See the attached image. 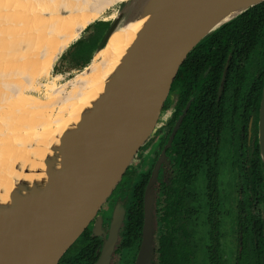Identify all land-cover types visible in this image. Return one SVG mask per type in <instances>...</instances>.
I'll return each mask as SVG.
<instances>
[{"label":"water","instance_id":"1","mask_svg":"<svg viewBox=\"0 0 264 264\" xmlns=\"http://www.w3.org/2000/svg\"><path fill=\"white\" fill-rule=\"evenodd\" d=\"M262 2H120V9L103 34L102 46L92 53L85 67L120 26L137 17L144 21L101 90L80 112L70 133L50 147L49 154H44L40 169V175L44 176L32 177L30 183L14 184L0 202V264H58L95 219L138 150L149 139L172 81L190 52L220 26ZM256 132L258 154L264 167V75ZM156 172L157 165L143 196L141 237L134 264H151L154 225L149 187ZM121 221L122 212L113 213L94 264L109 263ZM99 223L96 218L91 228L97 235Z\"/></svg>","mask_w":264,"mask_h":264},{"label":"flooded vegetation","instance_id":"2","mask_svg":"<svg viewBox=\"0 0 264 264\" xmlns=\"http://www.w3.org/2000/svg\"><path fill=\"white\" fill-rule=\"evenodd\" d=\"M205 45V48H194L188 61L178 69L160 118L149 139L137 152L139 163L149 162L133 182L140 183L141 176L149 172L142 188V214L143 196L157 165L155 180L149 187L153 197L154 225L151 264L157 256L154 245L157 229L153 216L154 210L158 209L156 201L170 182L169 187L175 193L183 189L178 183L181 173L187 177L186 189L184 194L178 195L180 200L177 198L182 208L175 216L179 226L174 232L181 237L182 245L185 243L186 264H197L200 259L202 264H235L236 255L241 253L242 230L250 232L253 245L260 237L264 241V203L248 201L242 206L240 196V176L251 170L257 142L256 60L253 56L248 58L246 51L235 53L231 58L232 50L226 51L221 41ZM230 46L234 44L230 43ZM127 172L128 169L124 175ZM125 181L121 183L120 180L113 190L120 184L116 199L110 200V214H107L108 209L102 211L100 208L61 260L68 253L75 254L82 240L89 238L99 241L96 258L91 263L94 264L107 237L113 213L121 211L122 221L108 264H134L139 243L134 257L125 254L118 262L120 230L128 207L127 191L132 187L124 185ZM246 209L249 217L242 225ZM96 218L100 221L98 235L91 231ZM259 252H262L264 264V245Z\"/></svg>","mask_w":264,"mask_h":264},{"label":"bare ground","instance_id":"3","mask_svg":"<svg viewBox=\"0 0 264 264\" xmlns=\"http://www.w3.org/2000/svg\"><path fill=\"white\" fill-rule=\"evenodd\" d=\"M57 1L59 0H47L45 3H43L41 0H2V1L0 0V23H2V20H5V18L9 17L8 12L11 10H13L15 14L19 13V16L23 12L25 21L27 19L30 21L33 18V16H36L44 21L47 16H37L36 12L38 7L39 6L43 7L44 5H48L49 6L48 9L49 8L53 9V7H55V5L59 3ZM61 1L63 2V6H61L59 8L60 10L58 11L55 8L53 11V15L51 14L50 18L47 17L45 25L42 26L43 29L40 30L41 33L35 32V30H39L38 28L40 27L38 28L36 27L37 28L36 29L34 26V28L32 29H28L26 24L22 25L23 23L20 25V27L22 29H25L23 31L24 33L26 32V34L28 35L17 33L18 31H16V29H18L19 24L17 25V23L14 22V20L13 22L8 24L10 27L5 26L6 24L4 26L2 25L3 27H5V32L11 34L12 36V38L11 37L8 38L7 36L9 35H6L5 37L10 39L8 40V42H10L9 44H11L12 41L14 42L13 44H15V45L12 44L13 46L11 45L12 48L9 47L7 48V50L2 51V55H4L5 57V55L7 56L9 54L7 57H9L11 60H14V58L17 57L20 58L24 57L26 58L24 59V62L26 63L25 66L29 63L31 64L35 62V59L33 58L34 61L32 59L29 60L30 52L28 51V48L27 47L23 48V46H18V45L23 43L27 39H29L28 42L30 43H33L36 40L45 41L46 39H51L50 42L45 44V48H43L44 45L41 46L43 49H45V52H43L45 58L41 63V65L38 67V71L40 70V73L39 75L37 74V76H39V78L49 73L54 61L57 59V56L64 51L67 45H69L75 39H77V36L81 30H83L86 26H88L93 21H95L96 18L110 5L125 0H61ZM45 14L48 15V11L45 12ZM7 21L9 20L7 19ZM143 21L144 18L137 17L135 19H132L124 23L117 30H115L112 33V35L109 37L105 46L96 54H94V56L92 57L91 60L92 70H90L87 74H84L83 76L77 78L74 81L73 88L69 92L64 93L63 87L55 86L54 84H45V85L37 84V86L35 85L36 87L31 86L27 90L28 94H30L31 91H36L40 86H42L45 88V97L48 99L52 98L51 100L54 101L50 106V109L46 108L45 105L38 109L41 112L40 116L38 115V117H40L41 119V122L38 123L37 125L39 126L40 130L34 132L33 131L28 132V135L27 133L25 134L23 133L24 139L23 138L19 139L22 140L21 142H23L24 145H25L24 142H26L27 140L42 139L41 142H39L40 144L38 143L39 149L33 150L31 152H26L29 146L28 144H26L27 147L24 146L19 152L22 154V156H27L28 159H23V162L20 163L19 167H15L14 165H12V163H10L8 161V158L6 157L0 159V164L2 165L0 166V170H1L0 171V202L3 200V198L8 196L10 192V188L14 184L30 183L32 177L40 176V178H42L44 176L43 173L40 175V169H43L44 154H49L50 153L49 148L52 146H56L58 144V141L62 137L70 133V128L77 122L80 112L84 108H87L90 105V102L95 97L97 92L101 90L104 80L112 72V70L118 64L119 60L122 58L123 54L125 53V50L131 44L132 40L135 37L136 32L139 30ZM0 28L2 27L0 26ZM0 36L4 37L2 35ZM53 40H54V44H51ZM36 56L38 57L37 54ZM41 56L42 55L40 54L39 58H41ZM21 62L23 63V61ZM36 79L38 78L36 77ZM29 97H30L29 95L22 96L23 100L24 99L27 101L29 100L28 102H33L34 105L35 104L38 105V103L40 102L38 101L39 99L36 98L31 99V97L30 98ZM27 101H23V103ZM55 107L57 108V112L54 111ZM53 112H55L54 116L51 115V113ZM61 122H63L62 123L63 125L60 124ZM27 136L29 137L28 139H26ZM4 142L5 141H3V144ZM18 143H20V141H18ZM30 156H33L34 159L30 160ZM3 166H5V168H7L9 171H7ZM1 167L3 169H1ZM4 169L6 171H4ZM3 172L5 173L3 174ZM10 173L12 175H10ZM8 175L9 178H7Z\"/></svg>","mask_w":264,"mask_h":264},{"label":"trees","instance_id":"4","mask_svg":"<svg viewBox=\"0 0 264 264\" xmlns=\"http://www.w3.org/2000/svg\"><path fill=\"white\" fill-rule=\"evenodd\" d=\"M109 23L110 22L98 20L88 25L80 33L79 37L65 49L63 54H61L60 58L68 52L69 49L75 47L74 50L70 51L69 57L66 59V67L63 66L61 68L63 71L60 72H64L66 69L68 70L71 68L76 70L83 69L88 64L92 53L102 46L101 40ZM94 25H101V27L94 29V27H92ZM88 30H90L89 34L87 33V36L84 37ZM218 41L224 44L226 51L228 49L232 50L231 58H233L235 53L239 52L241 54L244 51H246L248 58L250 56L255 58L258 70L255 94V106L257 110L264 73V2L247 9L227 24L220 26L204 38L196 47L197 49L205 48V44L216 43ZM230 43L234 44V46H230ZM233 50L235 52H233ZM186 61H188V56L185 62ZM54 71L56 70L54 69ZM252 162L253 165L251 166V170H249L248 173L243 172L240 176L242 206L247 205L248 201L256 202V204L264 203V167L260 162L257 142ZM148 174L149 172L141 176L140 183H132V187L127 191L128 207L126 217L120 230V240L117 247V251L119 252L118 255H120L118 262L122 260L125 254L134 256L137 250L142 226V188ZM125 175H128V172ZM186 180L187 177L181 173L178 183L184 190L181 188L178 193H175L173 188L169 187L171 186L170 182L168 188L166 187L164 193L161 194V197L156 201V207L158 209L154 210L153 216L157 229L154 237L155 253L157 256L153 264H186L187 250L184 248L185 243L182 245L181 237L174 232L176 227L179 226L176 225L175 216L182 208L177 198L179 199V194H184ZM125 182L126 184L124 185H128V180ZM248 211L247 209L244 210L246 216L241 219V224L245 219L248 220ZM250 238V232L242 230L241 253L238 256L236 255L235 264H263L261 261L262 252H259L264 245L263 238L260 237L254 245ZM87 239L88 240H82L75 254L72 255V253H68L59 264H91L96 258L95 251L99 246V241ZM124 264L128 263L124 262Z\"/></svg>","mask_w":264,"mask_h":264},{"label":"rangeland","instance_id":"5","mask_svg":"<svg viewBox=\"0 0 264 264\" xmlns=\"http://www.w3.org/2000/svg\"><path fill=\"white\" fill-rule=\"evenodd\" d=\"M41 1L43 3H45L47 0H41ZM57 2H59V3L56 4L55 7H53V9L52 8L48 9V7H49L48 5H44L43 7L39 6L37 9V12H36L37 16H47L48 18H50L51 14L53 15V11L55 8L58 11V10H60L59 8L61 6H63V2L61 0H59ZM120 7H121L120 2L113 3L107 9H105L96 18L95 21L100 20L102 22H111L112 18L118 12ZM28 8H30V7H28ZM46 9H48V10H46ZM16 11H18V10H16ZM47 11H48V15L45 14V12H47ZM42 12H43V14H42ZM8 14H9V17L5 18V20H2V23H0L1 24L0 26L2 27V28H0V33H1L0 35L4 36V37L0 36V45H1L0 46V142H1V144H0V159H3V157L4 158L6 157V158H8V161L10 163H12V165H14L15 167H19L20 163L23 162V159H28L27 156H22V154L19 151L24 146L27 147L26 144L29 145L28 150H26V152L38 150L39 144H40L39 142H41V140H42V139L27 140L26 142H24L25 143V145H24L23 142H21L22 140H19V139L20 138L24 139L23 133L24 134L27 133V135H28V132H32V131L34 132V131L40 130L39 126H37V125H38V123L41 122L40 117H38V115L40 116L41 112L38 109L43 107L44 105L46 108L50 109V106L52 105V103L54 101V100H51L52 98L48 99L45 97V88L42 86H40L38 88V90H36V91L30 90L31 91L30 94H28L27 90L31 86L32 87L35 85L37 86V84H39V85L54 84L55 86L63 87L64 93H67L73 88L74 81L77 78L83 76L84 74H87L90 70H92V66H91L92 63L90 62L91 64H89V66L86 67L82 72L80 71L81 69L76 70L73 68L68 69V70L66 69L64 72H60V71H63V70H61V68L63 66L66 67V65H67L66 59H67V57H69L70 51L75 49V47H73V48L69 49V51L66 52L61 58L59 57L60 59L58 58V60L55 61L54 67L51 68V70L49 71L48 74L39 78V76H37V74L39 75V73H40V70L38 71V67L41 65V63L43 62V60L45 58V55L43 53V52H45V49H43V48H45V44L50 42L51 39H46L45 41L44 40H36L37 42L34 41L33 43L28 42L29 39H27L23 43L18 45V46H23V48L24 47L28 48V51L30 52L29 53V60L32 59L34 61V59H35V62H33L34 64L31 63L32 64L31 65L29 63L25 66L26 63L24 62V59H26V58H24V57H21V58L17 57V58H14V60H11L9 57H7L9 54L7 56L5 55V57H4V55H2V51L7 50V48H9V47L12 48V46L15 45V44H13L14 43L13 41L11 44H9L10 42H8V40H10V39H8V38L9 37L12 38V36H11V34H8L7 32H5V27H3V26L6 24L5 26L8 27L9 26L8 24L13 22V20H14V22H16L17 25L19 24V27L18 26H16V27H18V29H21V30L16 29V31H18L17 33L28 35V34H26V32L24 33L23 30H25V29H22L20 27V25L22 23H23L22 25L26 24L28 29H32V28H34V26H35V28L40 27V28H38L39 30H35V32L41 33L40 30L43 29L42 26L45 25L47 17L43 21L42 19H40L36 16H33V18L31 19L32 21L31 20L29 21L28 19L25 21L24 20L25 17L23 16L24 15L23 12L20 16H19V13L15 14L13 12V10L9 11ZM7 19L9 21H7ZM92 27H94V29H96V28H100L101 25H96V26L94 25ZM90 30H88L86 32L84 37L87 36V33L89 34ZM32 32H33V30H32ZM6 35H9V36H7L8 38H5ZM19 41H20V38H19ZM51 44H54V40L51 42ZM2 45H3V47H2ZM41 46H43V48ZM36 54L38 55V57L36 56ZM40 54L43 57L41 56V58H39ZM61 54H63V53H61ZM20 60L23 61V63ZM36 60H37V62H36ZM4 62H6V63H4ZM38 63H40V64H38ZM54 69L56 71H54ZM36 77L38 79H36ZM69 82H70V84H69ZM23 95H27V96L29 95L31 97V99H33V98L39 99L38 101H40L39 102L40 104L38 103V105L37 104L34 105L33 102H28L29 100L28 101L25 99L23 100V98H22ZM14 99H15V101H14ZM23 101H27V102L23 103ZM31 103H32V105H31ZM29 107H31V108H29ZM15 111H16V113H15ZM54 111L57 112L56 107H55ZM28 112H30V113H28ZM55 112L51 113V115L54 116ZM4 114H5V116H4ZM35 123H37V124H35ZM62 123L63 122H61L60 124H62ZM18 135H19V137H18ZM28 138L29 137L27 136L26 139H28ZM3 141L6 142V143L4 142L5 145L3 144ZM18 141H20V143H18ZM138 156H139V154L137 153V156L134 157V159L132 160V162L128 166V168H127L128 172H129L128 175H124L121 179V183L125 180H128V185H127L128 188L133 182H135L137 180L138 175H140V173H142L147 168L146 165L148 166V164H149V162H148V164H145V163H143V161H141L139 163V157L140 156L139 157ZM32 159H34L33 156H30V160H32ZM4 164H6V163H4ZM0 166H2V165L0 164ZM3 167L5 168V166H3ZM1 169H3V168L1 167ZM5 169L7 171H9L7 168H5ZM5 169H4V171H6ZM4 173L5 172H3V174ZM10 175H12V174L10 173ZM7 178H9V175ZM119 186H120V184L117 186V190H118ZM117 190L112 191L113 194L111 193L112 195L108 198L107 202H105L101 207L102 211L105 210V208L108 209L107 214H110V212H111V209H112L111 203L117 197V192H118ZM110 200H112V202ZM132 257H134V256L132 255ZM197 264H202L201 259L197 261Z\"/></svg>","mask_w":264,"mask_h":264}]
</instances>
